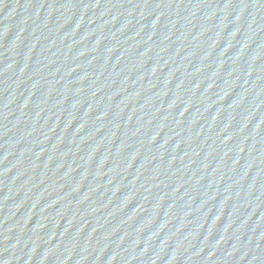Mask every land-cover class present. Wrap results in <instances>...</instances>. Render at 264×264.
<instances>
[{
    "label": "water",
    "instance_id": "obj_1",
    "mask_svg": "<svg viewBox=\"0 0 264 264\" xmlns=\"http://www.w3.org/2000/svg\"><path fill=\"white\" fill-rule=\"evenodd\" d=\"M0 264H264V0H0Z\"/></svg>",
    "mask_w": 264,
    "mask_h": 264
}]
</instances>
